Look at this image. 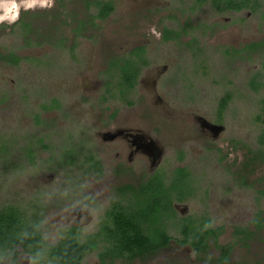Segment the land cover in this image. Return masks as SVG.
Instances as JSON below:
<instances>
[{"label":"rangeland","instance_id":"obj_1","mask_svg":"<svg viewBox=\"0 0 264 264\" xmlns=\"http://www.w3.org/2000/svg\"><path fill=\"white\" fill-rule=\"evenodd\" d=\"M103 1L115 9L95 19ZM29 3L0 0V52L23 58L0 60V210L36 214L57 244L67 226L97 233L119 186L186 168L192 191L174 201L170 245L133 264H264V228L254 223L264 217V0L223 13L196 0ZM165 29L180 37L164 40ZM138 46L148 63L135 89L107 94L118 82L109 60ZM187 220L222 228L225 261L213 238L201 254L180 242ZM235 227L254 233L238 237ZM84 264H98L95 253Z\"/></svg>","mask_w":264,"mask_h":264},{"label":"trees","instance_id":"obj_2","mask_svg":"<svg viewBox=\"0 0 264 264\" xmlns=\"http://www.w3.org/2000/svg\"><path fill=\"white\" fill-rule=\"evenodd\" d=\"M258 2L259 0H196L198 6L210 3L219 13L253 8ZM96 7L97 14L93 17L99 20H105L115 9L112 1L98 2ZM180 34L179 31L165 29L163 39H177ZM258 45L254 43L252 47ZM145 55L146 48L138 46L125 56L111 57L107 71L111 77L116 75L118 82L115 86L113 82L109 83V86L107 84L106 93L115 96L116 92L112 90L115 88L120 98L126 99L128 93L137 85L142 66L148 63ZM22 59L13 52H0V60L4 62L17 65ZM229 101L228 94L221 99V114L226 110ZM256 120L264 125V97L261 99ZM260 142L264 143V133L260 136ZM261 156L264 157V152ZM95 165L96 163L94 167ZM191 181L188 169L177 168L170 181L155 173L140 184L119 186L118 198L113 202L108 214L110 221L105 222L101 231L88 238V241H81L80 228L74 226L65 231L66 237L61 242L56 245L48 244L40 229V218L36 214L29 218L18 206H6L0 210V255L11 256L17 250L16 247L20 246L24 252L33 254L39 263L47 259L52 264H82L83 259L95 251L101 264H108L109 261V264H116L119 259L133 263L132 261L138 258H149L170 245L173 237L169 230L171 223L168 221L175 218L174 201H183L191 193ZM257 216L254 223L258 225L257 228L262 229L264 217L262 213ZM178 228L182 234L180 242L191 245L198 254L206 252L209 240L213 238L222 251L220 261L227 259L231 246L218 245L222 228L212 229L203 225L196 227L193 221L188 220ZM253 233L248 227H235L234 230V234L242 238ZM99 237L102 238L98 239Z\"/></svg>","mask_w":264,"mask_h":264},{"label":"flooded vegetation","instance_id":"obj_3","mask_svg":"<svg viewBox=\"0 0 264 264\" xmlns=\"http://www.w3.org/2000/svg\"><path fill=\"white\" fill-rule=\"evenodd\" d=\"M128 134H129V133H128ZM141 183H142V182H141ZM139 184H140V183H139ZM125 185H126V184H125ZM129 185H133V184L131 183V184H129ZM134 185H135V184H134ZM117 198H118V196H117ZM117 198H115V200H116ZM115 200H114V201H115ZM114 201H113V202H114ZM113 202H111L110 207L107 208V210H106V214H105L106 217H105V220L103 221L101 227L105 224V222L110 221L109 218H108V214H109V212H110V210H111V207H112V205H113ZM39 222H40V221H39ZM109 224H110V223H109ZM74 226L80 228V231H81V236H80V237H81V241H88V238L97 235V234L101 231V227H100V229L98 230L97 233L89 234V235L84 236L80 226H78V225L67 226L66 228H64V229L61 230V233H62V235L64 236V238L66 237V235H65V231H66L68 228H70V227H74ZM40 229H41V225H40ZM100 238H102V237H99L98 239H100ZM58 243H59V242H58ZM58 243H57V244H58ZM170 243H171V241H170ZM51 245H56V244H51ZM100 246H101L100 249H102V243H101V242H100ZM16 248H17V250H16L15 252H13V255H11V256H7V255L1 256V255H0V264H23V262H22V257H26V258H28V262H29V264H30V263H32V264H46V263H51V264H52V262L49 261V260H47V259H43V261H41V263H39V262L37 261L36 257H35L33 254H30V253L24 252V251H23V248L20 247V246H17ZM166 248H167V247H166ZM163 249H165V248H162L161 250H163ZM161 250H159V251H161ZM159 251H158V252H159ZM158 252H157V253H158ZM93 253H95V255H96L97 258H98V264H101V260H100V258L98 257V253H97V251H95V252H93ZM157 253H156V254H157ZM90 254H92V253H90ZM156 254H154V255H152V256H150V257H153V256H155ZM88 255H89V254H88ZM85 258H86V257H85ZM85 258L83 259L82 264H84V260H85ZM138 259H143V260H144L145 258H138ZM146 259H147V258H146ZM109 263H110V261H109ZM109 263H108V264H109ZM115 263H116V264H133V263L128 262L127 260L124 261V260H121V259L117 260Z\"/></svg>","mask_w":264,"mask_h":264},{"label":"clouds","instance_id":"obj_4","mask_svg":"<svg viewBox=\"0 0 264 264\" xmlns=\"http://www.w3.org/2000/svg\"><path fill=\"white\" fill-rule=\"evenodd\" d=\"M36 2V0H32V3H35ZM32 3H29V4H27L26 6L27 7H31L32 6ZM16 4L15 3H13L12 5H11V9H10V11L12 12V16L10 17V18H8V22L9 23H11L15 18H16V15H15V9H16ZM0 19H4L3 17H0Z\"/></svg>","mask_w":264,"mask_h":264}]
</instances>
